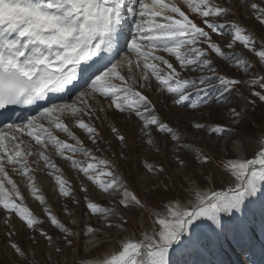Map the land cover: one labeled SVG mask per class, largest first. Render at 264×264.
<instances>
[{"label":"snow or ice","instance_id":"obj_1","mask_svg":"<svg viewBox=\"0 0 264 264\" xmlns=\"http://www.w3.org/2000/svg\"><path fill=\"white\" fill-rule=\"evenodd\" d=\"M250 7L260 13L258 19L264 23V8L256 3H251ZM182 9H187L188 14ZM229 12L230 6L224 7L215 0H0V109L47 102L49 93L68 91L69 86L80 89L71 103L65 101L41 106L34 116L0 126V206L6 213V219L15 214L33 231L42 223L24 206L19 188L9 177V169L32 182L31 174L43 167L56 180L63 196L71 194L65 187L67 181L60 175H54L60 169L46 154L49 148L70 161L73 168L105 192L111 194L116 189L118 194L112 199L124 212L143 210L144 202L131 193L127 185H121L113 170H107L112 167V162L93 154V149L96 152L101 150L99 141L102 138L91 121L99 119L98 114L105 112L103 101L107 100V107L117 110L115 114H134L143 121L140 131L148 138V144L153 142L154 131L170 136L172 141H179L181 137L177 129L155 114L153 102L138 89L147 88L150 78L155 77L172 94L171 100L175 105L186 101L192 92L199 94L209 89H215L218 94L202 97L200 101L193 102L191 108L198 109L202 104L222 99L225 93L235 92L244 81L219 75L210 53L230 61L235 59L236 67L243 65L245 73L254 76L248 61L240 53L234 50L231 54L225 52L213 39V33L226 36L228 49H234L239 41L264 61V44L258 45L254 37L245 34V29L238 22H219ZM190 15L200 23L194 22ZM129 25L134 31L129 30ZM120 40L124 42L119 43ZM160 52L175 57L181 70L200 75L181 79L180 72ZM78 77L83 80L82 84H76ZM250 83L264 89V76L253 78ZM254 95L264 101V94L255 92ZM228 113L232 118L231 125L236 126L245 116L236 108H229ZM231 125L227 129L222 125L199 122L193 126L213 134L229 131L236 135ZM74 127L87 134L91 148L85 146ZM111 131L121 145H126L125 136L117 128L113 127ZM57 133L67 139H61ZM246 135L248 133L237 138L243 141ZM25 137L31 140L26 141ZM77 155L93 162L77 160ZM121 155L127 154L122 152ZM203 159L207 162L210 158L205 156ZM177 161L184 164L179 157ZM98 165H102L103 170ZM225 168L235 177V186L228 192L202 196L197 186H193L189 196L195 194L196 198L190 201V206L182 207L180 202L171 205L163 218L158 216L155 222L159 227L153 228L151 235L145 234L140 241L124 240L119 254L112 255L101 264H168L169 249L179 245L182 239L193 246L198 244L199 241L188 233L190 227H199L194 222L201 218L211 222L208 227L213 231L222 232L221 215L239 212L244 201L254 197L264 183V147L253 159L230 161ZM93 172L96 175L90 174ZM148 172L160 177L166 169L150 165ZM101 177L111 179L103 180ZM5 181L12 186L15 198L5 190ZM30 186L35 198L45 203L44 197L37 195L39 190ZM121 187L122 193L119 191ZM87 207L93 214L103 213L105 217L110 213L116 214V207L100 208L92 202ZM49 219L52 225L63 230L62 243L70 245L72 240L68 237L75 233L65 228L50 212ZM120 219L123 221V213ZM105 226L111 229L118 225L106 219ZM98 231L94 227L85 229L86 233ZM40 232L52 244V237L47 236L42 228ZM10 246L23 258L22 264H33L25 249L15 242ZM55 251L59 253L61 248L55 247Z\"/></svg>","mask_w":264,"mask_h":264},{"label":"rangeland","instance_id":"obj_2","mask_svg":"<svg viewBox=\"0 0 264 264\" xmlns=\"http://www.w3.org/2000/svg\"><path fill=\"white\" fill-rule=\"evenodd\" d=\"M215 2L224 7L230 6L229 14L219 22L225 20L238 22L245 29V34L254 37L258 45L260 40L264 43V23L258 19L260 13L250 7L251 3H256L258 7L264 8V0H248L247 4L245 0H215ZM182 10L188 14L187 9ZM190 18L200 23L194 16L190 15ZM212 35L225 52L231 54L234 50L240 53L241 57L248 61L250 72L254 74V76L246 74L243 65L236 67L235 59L230 61L210 53L219 75L229 79H243L244 83L238 85L235 92L225 93L222 99L213 100L210 104H202L200 108L193 109L190 106L193 102L200 101L202 97L218 94L215 89L199 94L192 92L180 105L172 103V94L168 93L155 77L150 78L147 88L138 89L153 102L155 114L170 127L177 129L181 137L179 141H172L170 136L164 133L157 134L154 131L151 137L153 142L148 144V138L140 131L143 121L134 114H115L117 110L108 108L107 100L103 101L105 112L98 114L99 119L91 121L102 138L99 141L101 150L96 152L93 149V154L112 162V167L107 170L115 172L121 185H125L121 180L123 176L126 184L144 202V209L124 212L112 199V196L118 194L116 189H113L111 194L105 192L98 184L88 180L77 168H73L70 161L58 156L54 149L49 148L46 154L60 169L54 175H60L67 181L65 187L71 194L67 197L63 196L56 180L43 167L31 174L32 182L9 169V177L19 188L24 206L42 223L37 226L36 231L28 229L15 214H11L6 219V213L0 206V264H22L23 258L19 257L10 246L12 242L28 252L33 264H101L100 260L108 259L106 255L119 254L124 240L130 238L140 241L144 239L145 234L151 235L152 229L159 227L155 222L158 216L163 218L171 205L180 202L182 207L190 206V201L196 198L195 194L189 196L193 186H197L202 196L226 193L229 188L235 186V177L226 171L225 165L230 161L253 159L264 147V101H260L254 95L255 92L264 94V89L250 83L253 78L264 76V61H260L254 52L244 48L239 41L234 45V49H228L226 45L229 41L226 36L215 33ZM159 54L173 63L180 72L181 79L196 78L200 75L181 70L175 57H169L163 52ZM161 67L166 66L161 65ZM217 88H219L218 84ZM229 108H236L237 111L245 113L239 126L231 125ZM197 122L212 126L222 125L226 129L231 125L236 135L229 131L213 134L204 129H197L193 126ZM113 127L125 136L126 145H121L116 134L111 131ZM73 130L84 141L86 147H92L83 130L75 127ZM245 133L248 135L243 141L237 138L244 136ZM57 134L61 139H67L63 134ZM25 140L30 141L31 138L25 137ZM31 142L35 144L34 141ZM68 142L74 143L71 140ZM122 152L127 155H121ZM205 156L210 158L207 162L203 159ZM177 157L184 161L183 165L178 163ZM75 159L93 162L82 155H77ZM150 165L157 169L163 167L166 173L157 177L148 172ZM33 167L35 168V165ZM98 168L103 170L102 165H98ZM90 174L96 175L95 172ZM101 179L111 178L101 177ZM30 185L39 190L37 195L43 196L45 203L35 198ZM4 186L5 190L15 198L14 193L11 192L12 186L7 181L4 182ZM119 191L122 193L123 187ZM16 202L20 203V200ZM89 202L97 204L100 208L116 207V214L110 213L107 217L103 213L93 214L87 207ZM250 203H254V207H251ZM49 212L65 228L75 233L74 236L68 237L72 240L70 245L62 243L63 230L51 224ZM121 213H123V221L120 219ZM232 214L236 216L235 220L229 215H221L220 220L224 226L222 234L219 230L213 231L209 228L211 222L204 218L195 221L194 224L199 227L195 229L190 227L188 235L196 238L198 244L193 246L182 239L179 245L169 249L166 257L168 264H264V183L260 185V190L254 197L244 201L239 212L234 211ZM106 219L118 226L108 229L105 226ZM237 220L241 228L238 227ZM87 227H94L99 231L86 233ZM41 228L47 236L52 237V244H49L47 237L41 234ZM54 246L60 247L61 252L57 253ZM248 249L252 252L249 258L246 254ZM176 252H180L179 255Z\"/></svg>","mask_w":264,"mask_h":264},{"label":"bare ground","instance_id":"obj_3","mask_svg":"<svg viewBox=\"0 0 264 264\" xmlns=\"http://www.w3.org/2000/svg\"><path fill=\"white\" fill-rule=\"evenodd\" d=\"M121 42H122V40H120V41H119V43H121ZM106 256H107V257H108V259H109V258H110L112 255H111V256H109V255H106ZM106 256H104V257H106ZM104 257H103V258H104ZM106 259H107V258H106ZM106 259H105V260H106ZM100 261H104V260H100ZM98 262H99V261H98Z\"/></svg>","mask_w":264,"mask_h":264}]
</instances>
